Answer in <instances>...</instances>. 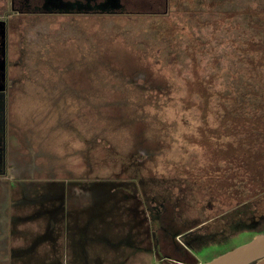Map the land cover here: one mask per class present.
I'll return each mask as SVG.
<instances>
[{"label":"rangeland","instance_id":"374dc122","mask_svg":"<svg viewBox=\"0 0 264 264\" xmlns=\"http://www.w3.org/2000/svg\"><path fill=\"white\" fill-rule=\"evenodd\" d=\"M159 1L122 0L124 13H107L124 7L119 0H74L49 5L69 13L14 16L13 46L17 57L25 51L27 71L42 73L57 62L64 76L56 98L32 81L13 90L8 110L17 153L10 149L9 166L49 163L28 139L56 151L59 170L27 177L12 171L6 188L12 195L20 177L32 189L57 181L71 208L63 212L71 214L49 246L36 239L49 236L48 217H13L15 205L0 192V210L7 209L0 213V264L12 257L17 264H176L163 254H178L174 234L148 249L168 214L165 197L188 260L211 259L264 231V0H169L170 11ZM9 6L1 0L0 14ZM233 105L247 106L246 114ZM81 184H88L84 192L72 188ZM72 194L82 201L72 203L75 215ZM238 199L244 205L232 207ZM40 202L34 205L43 210ZM238 216L246 224L229 223ZM12 245L11 260L1 258Z\"/></svg>","mask_w":264,"mask_h":264},{"label":"flooded vegetation","instance_id":"af4514ba","mask_svg":"<svg viewBox=\"0 0 264 264\" xmlns=\"http://www.w3.org/2000/svg\"><path fill=\"white\" fill-rule=\"evenodd\" d=\"M53 1L54 0H39L38 3H35L34 0H10V6L8 10L0 14V184L3 186L2 189H0V192L7 191L8 196L3 194L5 195L4 198L8 199L6 204L8 205L11 202L15 205L14 210L11 212L13 214V217L14 216H18L22 218L30 217L36 219L38 218L40 219L44 216L48 217L47 221L48 222L50 221L47 230L48 232L44 231V233L48 234L49 236H43L40 234V236L39 237L37 236L36 239L44 244H48L49 246H53L56 244L53 243V241H51L52 239L50 238V235H52L53 232H57V231L61 232L64 230L63 222L60 220L65 219L67 221L68 216L71 214V213L65 214L63 212L64 208H67L68 212L71 211V208L69 210L68 207H65V202L66 203L68 202L65 198L66 196H64L65 194L63 190V184H59L57 181L53 180V182L49 184H42L32 189L24 184H21L22 181L21 179L22 177L29 176V174L33 175L35 174V172H41L46 170H48V172L51 173L54 169L56 170L57 173L59 170L58 164L52 165L53 159L57 160V152L49 148L45 149V147L35 146L32 144L30 140L27 139L26 141H29L31 144L29 147L30 150L32 149V147H34L33 152L35 153L38 151L39 152L43 151L42 152L43 155L50 156L51 157L50 160L52 161L50 162L49 160V163L45 164L44 166L42 165L41 162L38 163L36 161L33 164H31V162L28 163L27 161H25V167H19L18 170L16 167H14V165L9 166L10 162L8 164L7 159L8 156L10 155V149L12 150V153H17V151L14 149L15 145L13 144V135H15L17 130L14 131L16 127L11 123L9 110H8V103H10L11 99H13L14 97L13 90H15L16 88L24 89L26 87L25 81H32V83H36V84L40 83L43 87L42 88L43 90L45 89L50 90L49 95H51V97L53 98H56L58 93L53 95L52 92L54 91L58 92L60 91V89H62L61 80L63 78V75L59 73V71L63 69V66L59 67L57 62L55 63V66L53 65L52 62L50 63L47 62V64L50 66L49 69L50 72H47L49 70H46L45 67V69L42 70L45 72L39 73L38 72L39 70L36 69V73L34 72V75H31L30 73L32 72V70L28 72L27 67H25L29 63V61L26 60L28 58L24 59L25 51H21L22 56H19L20 54L18 55L21 58L20 62L18 61L19 57H17V52L15 51L13 46L16 43V40H13L12 37L15 35V30H17L16 27L18 28L19 25L17 24L14 25L15 22L14 16L28 15L31 13L33 14L43 13L42 8L50 5L51 3H54ZM83 1L87 2V0H83ZM93 1L95 2V0ZM119 1H120L119 4L124 7V10L122 12H125L126 8L124 6V3L122 2V0ZM136 1H137V6H139V0ZM140 3L145 4L147 6H160L162 4V2H160L159 0H152V2H141L140 0ZM130 4L132 5L134 3L130 2ZM169 5H170V1L166 0L164 3V7L166 8V10L169 8ZM12 51L16 55V57H13L11 55ZM49 57L50 59L52 58L50 55ZM22 60L23 62L21 63ZM35 66L37 68V65ZM17 67L20 68L19 73L17 72ZM23 83L25 85H23ZM55 127L57 128L59 127V122L56 123ZM10 130L11 133H13L11 136H10L11 134ZM17 170L19 171V174L22 177H20L19 183L15 184L17 186L14 187L13 194L11 195L10 189L6 188L7 184L5 183V179H6L5 176L8 175L7 178H11V176L15 174L13 172ZM21 172H25V174H22ZM85 185L88 184H82V186H80V189H83ZM20 188L22 190L21 194H20L21 192ZM31 190H33V193L31 192ZM84 190L87 189H83V192ZM36 191L38 192L37 194L34 193ZM73 195L74 194H72L70 198V206L72 207V214L75 215L76 213H78L79 208L74 207L72 203L77 205H82V201L73 198ZM9 197L11 198V200L9 199ZM68 197L70 196L68 195L67 198ZM39 199H41L40 205L44 207L43 210L39 209L40 206L36 207L34 205V202H36ZM23 203H25L28 206V208L27 206L24 207V205L21 206ZM29 204L35 207L30 209L31 205ZM1 205L3 206V208H6L3 203H1ZM16 205H18L19 207H16ZM6 210L7 209L0 210L1 215H4L6 213ZM29 210L31 211L29 212ZM66 225L69 227L68 223H66ZM8 228H9L8 231L11 232L12 228L10 226H8ZM26 245H28L27 248L36 247V245H32L31 243ZM15 248L16 247L14 245L8 247L9 253L7 254L1 253V258H3L4 260H6V258L10 259L11 252H13ZM28 253L29 251L27 252V255ZM11 259H10L11 262H9V264H17L16 261L13 259V257Z\"/></svg>","mask_w":264,"mask_h":264},{"label":"trees","instance_id":"16d2710c","mask_svg":"<svg viewBox=\"0 0 264 264\" xmlns=\"http://www.w3.org/2000/svg\"><path fill=\"white\" fill-rule=\"evenodd\" d=\"M59 1H61V2H59ZM0 2H1V0H0ZM54 3H70V2H72V0H54L53 1ZM73 2H74V0H73ZM170 6V5H169ZM43 10H42V12L44 13L46 10L47 11H58V12H60V13H69L70 12V10H65L64 8H62V9H55V10H53L52 8H49V5L48 6H46V7H43L42 8ZM171 10V8H168L166 11H170ZM90 11H92V10H90ZM122 12L123 10H111L110 12L109 11H106L107 13H117V12ZM81 13H85V12H83V11H81ZM98 13H100V12H98ZM124 13V12H123ZM258 63H260V64H262V63H264V58H261V57H259V59H258ZM63 76H64V74H63ZM67 79H69V76H67ZM68 81L69 80H67V83H68ZM68 85H70V84H68ZM71 86V85H70ZM249 98V97H248ZM232 104V102H228V105L226 104L225 106H224V113H226V110L228 109V108H230V105ZM233 108H235V109H238L240 112H242V113H245V112H247V109H248V107L247 106H245V105H242V106H240V107H235L234 105L232 106V109ZM246 114V113H245ZM262 130V132H264V126L260 129V131ZM80 186H82V184L80 185ZM80 186H78V185H73L72 186V188L74 189V190H77L78 188H80ZM75 188H77V189H75ZM73 189H72V192H73ZM69 196H71V195H69ZM167 198L168 197H165V198H163V200H161L162 202L165 200V202H167V204H165V208L166 209H168V214L166 213V214H163V216H162V219H160V224H159V226H158V230H159V232L158 231H156V234L154 233L153 235H152V240L150 241V247H148V249H151V243H152V241L154 242V243H161V244H165V241H169V239H170V235L171 234H174V237H175V248H177L178 250H179V252H178V254L177 253H171V252H167V251H165V253H163L164 255H166V256H169V257H171V258H173L174 260H176L177 262H176V264H197L198 262H199V260H197V258L195 257L194 259L192 258V259H187V255H188V249H186L185 248V246H184V244H182L181 242H180V240L177 238L180 234H181V232H180V230H178L177 231V229L175 230L174 229V226H171V224H173V222L175 221V214H173V203H170V202H168V201H166L167 200ZM180 199L183 201V202H185L186 201V199H185V196L184 195H181V197H180ZM187 202V201H186ZM188 203V202H187ZM240 205H244L243 203H242V201L240 200V199H238V202L237 203H235V204H233L232 205V207H241ZM247 206V205H246ZM163 210V208L159 211V212H161ZM254 211V210H253ZM252 211V212H253ZM224 212H226V211H224ZM251 212V213H252ZM165 213V212H164ZM261 213H263L264 214V212H260V213H258V215L259 214H261ZM222 214V213H221ZM221 214H219V215H217V216H220ZM171 215H173V217H171ZM257 215V213H255V212H253L251 215H249V221H251L250 223L251 224H253V223H255L256 222V216ZM211 218V217H210ZM200 219H202V222L204 223V224H206V221L204 220V218H201L200 217ZM207 220V219H206ZM224 221V220H223ZM176 222V221H175ZM237 222H239V224L240 223H242V225H244V224H246V222H247V220L245 219V218H242V217H240V216H238V218L236 217V218H234V219H231L230 220V222L229 223H233V225H235ZM199 224H202V223H199ZM198 224V225H199ZM239 224L237 225V227H239ZM226 229H228L227 227H225ZM224 228V229H225ZM221 230H223V228H220ZM220 229H218L219 231H220ZM231 230V229H230ZM232 230H233V228H232ZM217 231V230H216ZM255 235V234H254ZM192 237H194V235L192 236ZM185 243L186 244H189V240H187L186 239V236H185ZM161 254H162V252H161ZM162 254V255H163Z\"/></svg>","mask_w":264,"mask_h":264},{"label":"water","instance_id":"95a60500","mask_svg":"<svg viewBox=\"0 0 264 264\" xmlns=\"http://www.w3.org/2000/svg\"><path fill=\"white\" fill-rule=\"evenodd\" d=\"M264 258V231L211 259L197 264H251Z\"/></svg>","mask_w":264,"mask_h":264}]
</instances>
